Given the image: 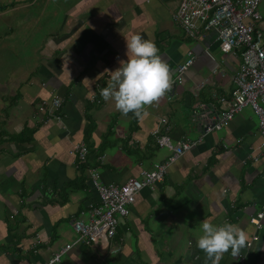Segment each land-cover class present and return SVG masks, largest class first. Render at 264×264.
<instances>
[{
    "label": "crops",
    "instance_id": "1",
    "mask_svg": "<svg viewBox=\"0 0 264 264\" xmlns=\"http://www.w3.org/2000/svg\"><path fill=\"white\" fill-rule=\"evenodd\" d=\"M179 2L0 0V19L16 18L21 28L42 34L40 57L22 56L14 75L1 83L0 264H45L74 242L71 222L86 221L99 204L89 169L96 168L105 183H123L166 160L172 152L156 144V129L173 144L200 141L153 189L136 195L105 248L79 243L55 264H210L197 246L204 220L238 225L247 242L258 236L238 256L226 252L220 264H240L242 256L244 264H264V223L257 229L249 221L264 206V138L257 116L245 106L202 136L203 121L224 110L231 97L240 51L222 52L215 31L186 36L172 19ZM259 12L264 44V0ZM21 28L7 24L1 36L15 40L13 34L30 32ZM134 34L155 41L171 79L187 52L194 55L183 82L140 117L124 115L101 96L111 71L127 59L126 39ZM54 98L61 101L58 108ZM80 142L88 150L84 163L73 152Z\"/></svg>",
    "mask_w": 264,
    "mask_h": 264
},
{
    "label": "built area",
    "instance_id": "2",
    "mask_svg": "<svg viewBox=\"0 0 264 264\" xmlns=\"http://www.w3.org/2000/svg\"><path fill=\"white\" fill-rule=\"evenodd\" d=\"M260 2L261 0H180L172 14V19L179 24L186 36L197 38L201 32L215 31L222 52L240 51L241 61L232 77L231 97L224 110L205 120L206 122L203 121L205 124L202 136L221 129L245 106H250L257 116L258 131L264 138V44L263 34L258 26L261 19ZM193 62L194 55L189 50L185 60L177 64L175 75L171 79L172 87L167 94L172 93L183 82ZM60 104L58 98L52 101L54 108H58ZM199 113L198 106L191 111L193 118ZM160 123L166 132L169 129L167 119L162 117ZM154 136L156 144L167 147L172 154L166 160L154 163L150 169H141L139 176H130L123 183H105L96 168L89 169V179L98 193L99 204L91 207L86 221L76 218L71 222L78 235L77 239L54 252L45 264L59 262L63 254L79 243L105 248L116 233L119 218L129 214L136 195L144 188L153 189L164 179L177 158L200 141L187 139L173 144L158 129L154 131ZM73 152L80 163L86 162L88 150L83 142L77 143ZM249 221L260 229L264 223V206ZM257 238L256 234L253 235L247 246L251 247ZM244 260V256L240 257V264H244Z\"/></svg>",
    "mask_w": 264,
    "mask_h": 264
},
{
    "label": "clouds",
    "instance_id": "3",
    "mask_svg": "<svg viewBox=\"0 0 264 264\" xmlns=\"http://www.w3.org/2000/svg\"><path fill=\"white\" fill-rule=\"evenodd\" d=\"M127 59L111 71L108 85L101 89L105 101L114 100L124 115L140 117L146 106L158 102L172 87L169 64L162 58L154 40L142 34L126 39ZM197 246L207 254L210 264H220L226 252L233 257L248 245L246 233L236 224H214L204 220Z\"/></svg>",
    "mask_w": 264,
    "mask_h": 264
},
{
    "label": "rangeland",
    "instance_id": "4",
    "mask_svg": "<svg viewBox=\"0 0 264 264\" xmlns=\"http://www.w3.org/2000/svg\"><path fill=\"white\" fill-rule=\"evenodd\" d=\"M36 7V6H35ZM38 8V7H36ZM30 14H26L25 17H29L32 14L31 9H29ZM37 12V10H34ZM8 16V14H6ZM23 15V12L21 13ZM55 24L56 22L53 21ZM9 24L14 28H21L20 20L16 18H6L5 20L0 19V92H1V83L7 81L15 73V69L18 67L19 63L22 62V56L32 55L35 58L37 57L38 45L40 44L41 31L36 33H31L32 30H29L30 26H25L26 28H21L27 32H22L21 38L19 34H13V37H17L15 40L12 38H3V29ZM39 25L43 28L48 26V21L40 20ZM43 29L42 31H44ZM2 35V36H1ZM9 35V34H8ZM38 57H40L38 55Z\"/></svg>",
    "mask_w": 264,
    "mask_h": 264
}]
</instances>
